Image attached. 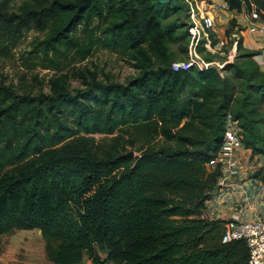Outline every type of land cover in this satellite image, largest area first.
I'll use <instances>...</instances> for the list:
<instances>
[{
    "label": "trees",
    "instance_id": "trees-1",
    "mask_svg": "<svg viewBox=\"0 0 264 264\" xmlns=\"http://www.w3.org/2000/svg\"><path fill=\"white\" fill-rule=\"evenodd\" d=\"M224 1L264 21V0ZM179 15L157 0H0V59L33 31L27 69L101 50L136 72L119 84L85 71L74 93L64 76L48 95L0 83V254L2 236L38 230L52 264H249L245 241L221 243L226 222L204 210L228 115L264 158V71L242 40L221 69L172 71V46L185 59L189 43Z\"/></svg>",
    "mask_w": 264,
    "mask_h": 264
},
{
    "label": "rangeland",
    "instance_id": "rangeland-1",
    "mask_svg": "<svg viewBox=\"0 0 264 264\" xmlns=\"http://www.w3.org/2000/svg\"><path fill=\"white\" fill-rule=\"evenodd\" d=\"M179 1V0H178ZM180 3V2H179ZM229 28L224 26L217 27L216 35L212 37V44L217 46L214 53V60L218 63H233L235 58L240 54L237 51V44L242 40L241 31H235V26ZM42 34L37 32H28L19 42L13 55L7 59H0V83L11 85L21 91L30 92L33 95L43 93L50 94L49 81L64 76L66 88L74 93L76 90L83 89L80 73L89 71L96 73L99 79L106 77L116 83L125 84L128 80L135 77L136 72L131 67L130 61L119 54L108 51L94 52L86 60L79 62L75 57H71L67 64L61 67L58 72L53 69H43L41 65L35 64L32 69L24 66V60L32 48L36 40L41 39ZM181 46H172L176 53L177 61H182ZM249 52V50H246ZM210 53L202 54L203 58H207ZM211 55V54H210ZM95 141L99 142L103 136H93ZM131 151V150H130ZM133 152V151H132ZM137 153L133 152V157ZM24 234L25 236H21ZM2 248L0 259L2 264H52L47 261L44 254V242L38 230L19 231L15 230L1 237ZM105 251L98 252V258H105ZM81 264H92L90 259L85 255ZM104 264H110L105 262Z\"/></svg>",
    "mask_w": 264,
    "mask_h": 264
},
{
    "label": "built area",
    "instance_id": "built-area-1",
    "mask_svg": "<svg viewBox=\"0 0 264 264\" xmlns=\"http://www.w3.org/2000/svg\"><path fill=\"white\" fill-rule=\"evenodd\" d=\"M185 8V24L189 43L186 57L182 61L171 64L174 72L188 71L191 68L206 70L210 66L221 69L224 63L207 62L202 54H214L217 46L212 44V37L216 35L213 26L212 12H228L227 3L222 0H179ZM240 16L243 21V30L264 44V21L253 4L245 9ZM259 67H264V45L254 55ZM241 145L237 123L230 115L227 116L223 141L216 156L209 161L210 168H219L221 176L217 181V188L224 187L228 180L236 179L239 175V166L234 160L237 146ZM259 170L264 172V158L258 155ZM221 234V243L226 244L235 240L245 241L249 251V264H264V221L263 220H228ZM93 264V263H92Z\"/></svg>",
    "mask_w": 264,
    "mask_h": 264
},
{
    "label": "crops",
    "instance_id": "crops-1",
    "mask_svg": "<svg viewBox=\"0 0 264 264\" xmlns=\"http://www.w3.org/2000/svg\"><path fill=\"white\" fill-rule=\"evenodd\" d=\"M222 1V0H220ZM242 12L236 11L212 12L213 26L217 29L224 26L230 29L229 21L234 20L235 31H241L243 48L258 52L264 44L258 39L249 36L243 30ZM214 54H211V56ZM213 62H217L213 60ZM264 71V67H260ZM234 160L239 166V175L236 179L228 180L224 187L216 188L211 198L205 203L204 213L209 220H263L264 221V172H259L258 155H252L242 145H238ZM21 236H25L22 234ZM2 246V242H1ZM2 248V247H1ZM2 264V259H0ZM9 264V263H6Z\"/></svg>",
    "mask_w": 264,
    "mask_h": 264
},
{
    "label": "water",
    "instance_id": "water-1",
    "mask_svg": "<svg viewBox=\"0 0 264 264\" xmlns=\"http://www.w3.org/2000/svg\"><path fill=\"white\" fill-rule=\"evenodd\" d=\"M157 2L160 5H166V4H171L174 8L180 11L179 18L184 21L185 18V8L177 1V0H157ZM125 156L133 157V152L130 151Z\"/></svg>",
    "mask_w": 264,
    "mask_h": 264
}]
</instances>
